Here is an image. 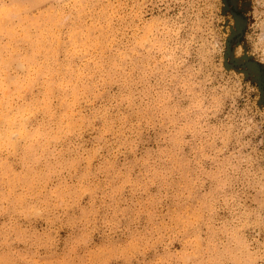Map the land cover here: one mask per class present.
<instances>
[{
	"label": "rangeland",
	"instance_id": "374dc122",
	"mask_svg": "<svg viewBox=\"0 0 264 264\" xmlns=\"http://www.w3.org/2000/svg\"><path fill=\"white\" fill-rule=\"evenodd\" d=\"M0 264H264V0H0Z\"/></svg>",
	"mask_w": 264,
	"mask_h": 264
},
{
	"label": "bare ground",
	"instance_id": "6f19581e",
	"mask_svg": "<svg viewBox=\"0 0 264 264\" xmlns=\"http://www.w3.org/2000/svg\"><path fill=\"white\" fill-rule=\"evenodd\" d=\"M4 21V20H3Z\"/></svg>",
	"mask_w": 264,
	"mask_h": 264
}]
</instances>
